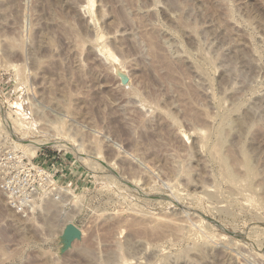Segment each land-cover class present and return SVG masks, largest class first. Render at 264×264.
Returning a JSON list of instances; mask_svg holds the SVG:
<instances>
[{
    "label": "rangeland",
    "instance_id": "1",
    "mask_svg": "<svg viewBox=\"0 0 264 264\" xmlns=\"http://www.w3.org/2000/svg\"><path fill=\"white\" fill-rule=\"evenodd\" d=\"M10 148L60 190L0 264H264V0H0Z\"/></svg>",
    "mask_w": 264,
    "mask_h": 264
},
{
    "label": "built area",
    "instance_id": "2",
    "mask_svg": "<svg viewBox=\"0 0 264 264\" xmlns=\"http://www.w3.org/2000/svg\"><path fill=\"white\" fill-rule=\"evenodd\" d=\"M51 158L46 155L42 160L30 158L18 148L0 152V192L16 213L26 214L45 193L59 192L56 162Z\"/></svg>",
    "mask_w": 264,
    "mask_h": 264
},
{
    "label": "bare ground",
    "instance_id": "3",
    "mask_svg": "<svg viewBox=\"0 0 264 264\" xmlns=\"http://www.w3.org/2000/svg\"><path fill=\"white\" fill-rule=\"evenodd\" d=\"M48 141H50V139H47V140H43V141H36V142H33V143H31L30 144V150L31 151H36L37 149H39L42 145H44V144H48V143H50V142H48ZM52 145H56V143H52ZM57 147H64L65 148V146H63V145H61V144H57L56 145ZM63 232V231H62ZM73 233H75V231H74V228L71 226V225H67L66 227H65V229H64V236L65 237H69L70 235H72ZM63 235V234H62Z\"/></svg>",
    "mask_w": 264,
    "mask_h": 264
}]
</instances>
